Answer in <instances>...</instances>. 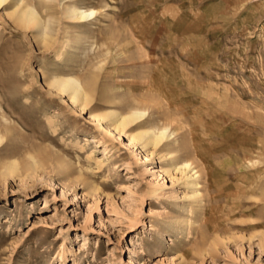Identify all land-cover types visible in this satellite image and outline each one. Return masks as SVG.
<instances>
[{
    "label": "rangeland",
    "instance_id": "1",
    "mask_svg": "<svg viewBox=\"0 0 264 264\" xmlns=\"http://www.w3.org/2000/svg\"><path fill=\"white\" fill-rule=\"evenodd\" d=\"M68 3L0 8V264H264V0H87L84 27ZM26 6L46 41L16 22ZM68 76L95 94L81 114L47 86ZM151 95L165 151L90 121ZM41 142L48 160L24 171ZM172 157L201 174L200 199Z\"/></svg>",
    "mask_w": 264,
    "mask_h": 264
},
{
    "label": "bare ground",
    "instance_id": "2",
    "mask_svg": "<svg viewBox=\"0 0 264 264\" xmlns=\"http://www.w3.org/2000/svg\"><path fill=\"white\" fill-rule=\"evenodd\" d=\"M68 1L70 3H68L67 6L63 8V13L61 14L64 15V18L66 20L70 21L69 23L73 25H79L80 27H84L85 25H88L89 22L95 20L96 18L95 15L97 16L95 9H85L80 6L81 3L87 0H68ZM6 2L7 0H0V8ZM25 9L26 10L22 11L21 17L16 18L17 19L16 22L21 24L25 29L39 27L42 32V40L46 41L48 37V32L51 31L49 26L50 24L43 23L39 14L33 7L28 6ZM1 28L3 27L0 26V29ZM46 83L49 89L52 92H54V95L59 97H62V95H68L69 101L71 102L74 110L77 111L78 114H81L89 110V107L91 106L93 100L95 99V94H89L88 91H86L85 87H83L81 82L75 77H71V76L57 77L52 81H47ZM119 95L124 96V94H119ZM98 96L116 97L115 94L114 95L98 94ZM131 97L133 98L132 101H127V103L121 106L122 108L120 112L111 111L103 116L90 114V121L92 123H95L99 130L110 132V134L111 132L115 131L117 135H119L120 137L123 134H127L130 130L134 129L135 131L134 135L131 134L129 135L132 144L144 142L145 147L151 146L154 149L159 148L161 152L165 151L169 147H173L174 145H176L177 143L176 138L172 137L174 136L175 133L169 134L167 127L154 128L152 125L149 124V122L147 123V119L150 118V114L148 112L149 110L148 108H142V106H145L147 100L148 101L154 100L157 96L151 95L150 97H142V100H139L137 96H131ZM149 104L151 103L149 102ZM103 121L111 122L114 125V130L113 129L111 130L110 126H104ZM9 131L11 133V131H16V129L9 127L8 132ZM3 141H5V139L3 136L0 135V145H2ZM7 147L8 148H4V149H7L8 154L13 157L21 155L20 154V152H22L21 150L23 148L25 149V146L23 147L19 143L16 144L15 140H11L8 143ZM47 149L49 148H47L42 142L34 143L33 145H31L30 150L28 149L29 151L27 153L29 155V160L23 163L22 165L23 170L26 172H31L32 174L36 173L38 169L41 167V163H44L47 159L46 158L47 155H49L47 154L48 153ZM4 153H5L4 155H6L5 151ZM32 153H37L39 157V161L36 159L35 156H33ZM54 155L57 154H53V156ZM169 155H172V152L166 153V156ZM150 156L151 153L146 155V158H149ZM58 159L61 158H57V160ZM171 164H172L171 166L174 167L175 171L179 172L183 176V178L185 177L187 178L188 185H190L194 189L193 194L195 199H200L202 196L201 195L202 176L201 174H199L198 171H195V168H192L193 167L192 163H190L189 161L182 162L178 160V157H172ZM54 168H56V165L54 166ZM4 169L6 170L7 174L13 176L17 174V172L21 169V165L15 159L13 162L8 163L4 167ZM53 171H55V169H53ZM58 174H64L65 180H69L70 175L68 173V170H64L63 172L60 171Z\"/></svg>",
    "mask_w": 264,
    "mask_h": 264
}]
</instances>
